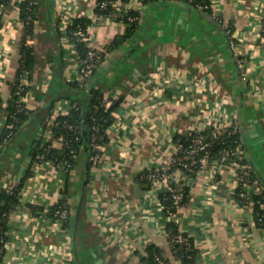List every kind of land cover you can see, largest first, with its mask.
<instances>
[{"label": "crops", "instance_id": "1", "mask_svg": "<svg viewBox=\"0 0 264 264\" xmlns=\"http://www.w3.org/2000/svg\"><path fill=\"white\" fill-rule=\"evenodd\" d=\"M20 1L0 0V189L21 194L1 264H149L151 246L167 264H190L174 247L170 222L194 242V264H264V225L250 198L257 193L252 185L240 197L237 166L178 171L189 192L173 219L153 181L140 177L175 150L178 135L236 122L242 159L264 185V0H214L215 11L183 0H123L140 15L131 36L125 21L92 20L96 0H36L30 33ZM77 17L91 20L90 39L104 50L84 81L82 54L68 36ZM23 44L34 49L33 70L20 77L32 118L4 146ZM91 87L113 106L100 159L81 151L68 178L51 161L32 162L42 126ZM63 194L68 226L46 214Z\"/></svg>", "mask_w": 264, "mask_h": 264}, {"label": "trees", "instance_id": "2", "mask_svg": "<svg viewBox=\"0 0 264 264\" xmlns=\"http://www.w3.org/2000/svg\"><path fill=\"white\" fill-rule=\"evenodd\" d=\"M9 0H1L3 4L8 3ZM190 6L197 9L199 3H209V0H183ZM21 15L22 19L28 27V31L32 33L33 20L35 19V9L36 4H31L30 0H21ZM99 11V8H97ZM206 10V9H205ZM103 14L108 13L107 10L101 11ZM30 16V17H29ZM130 16L136 17L137 20H128ZM121 18V17H120ZM119 19V17L117 18ZM125 22L128 23V33L127 36L133 35V33L138 29L140 24V15L136 10H128L124 14ZM91 20L86 17L74 18L72 23L68 27V36L71 41L78 47L82 54L83 60L87 57L88 47L86 43L79 39V36L75 34L77 28L89 27ZM126 36L118 37V42L124 39ZM22 66L18 73V76L14 80V92L12 98L9 102V111L7 121L8 123L14 124V127H8L4 134L8 141L4 143L9 144L18 133L28 124L32 118V113L26 108L24 104L19 102L20 97L25 93L26 87L21 93H17L16 90L20 83V77L22 74L27 72L28 74L33 70L34 66V49L30 45H22ZM96 68V67H95ZM95 70V69H94ZM78 89H81L78 87ZM79 91H77V101H74L71 108L63 115L53 118L47 121L43 126L42 130L44 134L38 140L36 146L32 147V162L42 163L51 161L54 162L56 166L66 170V176L68 178L70 171L76 164V159L80 155L81 151H86L88 157L93 155L97 150H99L102 145L107 142V129L113 123L112 108L113 106H107L103 94L100 90L91 87L88 93L85 95L86 98L82 99L79 96ZM79 96V97H78ZM207 139L210 138L211 131H201ZM48 134L51 136L48 137ZM193 134H188L186 136H177L176 140L178 143L183 145V150L178 154L179 159L186 161L188 159L187 154H185V149L191 143ZM55 138H62L63 145L61 147L54 146L53 142ZM240 143V132L232 133L231 131H221L217 138H214L210 146V159L213 160L221 156L226 149L235 150ZM98 144V147H95ZM3 153V147L0 148V156ZM173 168L178 167L177 164H172ZM31 170V168H29ZM253 175L256 177L255 172ZM257 178V177H256ZM148 180L147 178L145 179ZM178 189H183L184 199L186 200L188 196L189 189L186 186H181L180 184H174ZM20 188L18 187L13 192H8L5 188L0 189V232H2L4 238L7 240V230L9 228V219L12 210L16 205L21 202ZM163 202L167 203L169 206L173 205L171 194L165 192L163 194ZM255 203V209L258 212V216L261 219L259 222L264 225V208L260 209L261 202H264V192L262 195L252 194L250 196ZM4 202V203H3ZM67 202V198L63 194L62 199L59 202L54 203L46 214H51L55 217L56 210L61 204ZM29 207L34 212L38 213L42 211V207L30 205ZM175 209V208H174ZM64 226L69 225V217L62 220ZM173 226L172 240L175 249L178 254L182 257L183 261L186 263L194 264L196 257V247L189 249L185 243L175 241V237L184 234L181 233L177 226L173 222H170ZM176 226V227H175ZM5 233V234H4ZM151 246L149 247V255L147 261L149 264H157L155 259V254L161 253L159 250ZM5 254V249L3 248V243L0 242V262ZM165 259V258H164ZM166 261V259H165ZM167 263V261H166Z\"/></svg>", "mask_w": 264, "mask_h": 264}, {"label": "built area", "instance_id": "3", "mask_svg": "<svg viewBox=\"0 0 264 264\" xmlns=\"http://www.w3.org/2000/svg\"><path fill=\"white\" fill-rule=\"evenodd\" d=\"M214 0H209V3H199L198 7L202 10H212L215 11ZM31 4H36V0H30ZM99 8V11L97 10ZM107 10L108 13L103 14L101 11ZM130 10L124 5L123 0H96V11L92 15V20L95 22H102L105 19H119L125 21L124 14L126 11ZM30 17V16H29ZM121 17V18H120ZM138 16H130L128 20H137ZM264 33V27H263ZM75 34L79 36V39L86 43L88 47L87 57L82 61L80 68V81H84L90 78L94 72L95 67L100 63L104 57V50L97 46L90 39V27L82 28L79 27L75 31ZM233 42V41H232ZM239 64H242V59H239ZM25 81H20L17 93H21L22 90L26 87ZM19 102L23 104V99L20 97ZM9 127H14V124L9 123ZM240 126L239 123H232L230 127H227L224 131H231L232 133L239 132ZM202 131V130H201ZM201 131H194L189 134H193L191 143L185 149V154H187L188 159L183 161L179 159L178 154L183 150V145L178 143L175 150L171 153L166 154L162 163L155 169H151L147 172L141 173V179L152 180L155 186L159 189V194L162 199H164L163 194L169 192L171 194V199L173 205H168L164 202L162 208L165 210V213L169 219H173L175 216V209L183 204L184 192L183 189H178L174 184H181L183 182H178V171H191V172H204L208 169L209 166H224L228 163L234 164L238 168L237 172V182H238V191L240 197L243 201L249 198L250 193L252 192L251 187L253 185V191L258 195H262L264 192V185L260 182L258 178L253 175V170L249 162L243 161L242 153L240 148L237 146L235 150L226 149V151L213 160L210 159V146L214 138H217L221 133V130L218 128H213L211 130L210 138L201 133ZM51 135H49L50 137ZM8 139H5L7 142ZM98 144H95V147H98ZM103 146V145H102ZM97 150L89 158L93 162H96L102 156L103 148ZM43 163V162H42ZM172 164H177L178 167L173 168ZM52 166L55 167V163L52 162ZM62 199V195L59 197L58 201ZM261 206L264 207V202H261ZM55 218L63 220L69 217L68 201L64 204H61L60 207L55 212ZM5 234V233H4ZM175 241L185 243L189 249H192L195 246L194 242L190 236L185 234H180L175 237ZM0 242L3 243V248L6 250L8 245V239L6 240L0 232ZM155 259L157 264H167L165 259L159 253L155 254ZM1 264V262H0Z\"/></svg>", "mask_w": 264, "mask_h": 264}, {"label": "water", "instance_id": "4", "mask_svg": "<svg viewBox=\"0 0 264 264\" xmlns=\"http://www.w3.org/2000/svg\"><path fill=\"white\" fill-rule=\"evenodd\" d=\"M4 203V202H3Z\"/></svg>", "mask_w": 264, "mask_h": 264}]
</instances>
